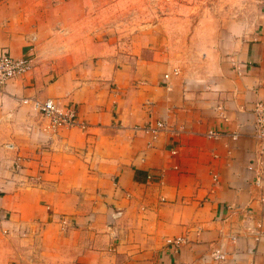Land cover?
<instances>
[{"label": "crops", "instance_id": "obj_1", "mask_svg": "<svg viewBox=\"0 0 264 264\" xmlns=\"http://www.w3.org/2000/svg\"><path fill=\"white\" fill-rule=\"evenodd\" d=\"M96 5L0 0V48L33 57L0 94V264H264V3L247 28L152 45L101 32ZM25 98L74 104L80 125L51 129Z\"/></svg>", "mask_w": 264, "mask_h": 264}, {"label": "rangeland", "instance_id": "obj_2", "mask_svg": "<svg viewBox=\"0 0 264 264\" xmlns=\"http://www.w3.org/2000/svg\"><path fill=\"white\" fill-rule=\"evenodd\" d=\"M95 1L98 13L106 14L98 19L97 29L105 34L114 31L123 38L137 33L140 44L150 45L161 37L172 38L176 43H193L201 34L229 31L237 25L247 28L255 24L264 3V0Z\"/></svg>", "mask_w": 264, "mask_h": 264}, {"label": "built area", "instance_id": "obj_3", "mask_svg": "<svg viewBox=\"0 0 264 264\" xmlns=\"http://www.w3.org/2000/svg\"><path fill=\"white\" fill-rule=\"evenodd\" d=\"M31 50L32 48H30V51ZM32 62V55L17 59L11 56L7 48H0V94L4 92V88L9 82L18 79L19 77L30 72L33 66ZM165 77L168 78V75H165ZM23 103L31 106L34 112L46 119L51 129H72L80 125L79 109L74 104L63 105L52 98H48L43 101L25 98ZM253 112L255 115L254 136H256L260 142L264 143V104L262 102L255 104ZM165 129L166 123L162 120L141 128V130L148 134L152 140L157 139V137ZM219 135H221L219 132L211 130L206 136L209 138H218ZM14 167L16 170L21 169V158L16 160ZM217 180L218 177L214 175V183H217ZM260 201L264 202V198L262 197ZM228 208L233 209L234 207L230 205ZM119 215L120 212H115L112 215V219L117 218ZM2 222V209L0 207V232L7 234V230L3 228ZM249 230L253 231L252 238L254 242L259 243L262 240V236H264V222L262 220H256ZM230 239L233 241L237 240L235 236L231 237ZM166 240L167 248L173 255L178 254L183 245L187 242L183 236L169 238ZM248 253L251 255L256 254L257 250L250 247L248 248ZM211 256L215 261H224L226 259L225 254L220 249L214 250Z\"/></svg>", "mask_w": 264, "mask_h": 264}]
</instances>
